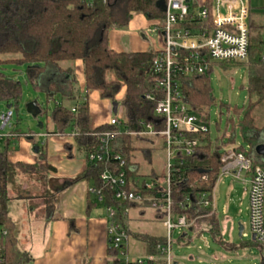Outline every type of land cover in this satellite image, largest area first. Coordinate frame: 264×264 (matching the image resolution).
<instances>
[{"label": "trees", "instance_id": "trees-1", "mask_svg": "<svg viewBox=\"0 0 264 264\" xmlns=\"http://www.w3.org/2000/svg\"><path fill=\"white\" fill-rule=\"evenodd\" d=\"M164 0H0V68L9 63L24 64L27 80L35 85L45 71L53 68L55 73H62L61 65L77 59L83 61L84 85L83 94L78 96L74 111L60 102L47 115L48 134L71 135L74 139L76 151L83 155L86 167L79 178L92 182L94 189H100L102 200H98L104 208H111L113 215L109 221L120 224L127 232L142 241L143 255L155 258L157 264H165L161 260L164 252L161 247L166 243V236H155L141 231H132L129 226V211L136 209L143 215L147 208L153 209V216L157 219L165 213L151 207V200L158 197L164 190L162 182L166 178V161L160 173L143 174L139 166L133 162L132 154L142 151L147 156L155 148L154 138L161 141L165 152L164 137L141 135L142 122L155 123L154 114L157 100L161 93L154 92L150 80V70L157 51H115L109 46V31L114 28L127 27L133 13H141L147 19H164L161 8ZM251 10V8H250ZM188 26L195 29L211 28L210 20H194ZM264 11L256 21L252 11L249 12V46L247 67L248 102L242 109H230L234 114L226 118V129L213 141L210 139L209 129L205 132L189 133L188 139L196 140L198 145L192 153L174 155L169 175L170 211L172 215H183L187 220L202 223L208 219V232L211 236L221 240L220 226L212 205L205 206L207 200L212 203L213 191L218 180L222 148L235 144V129L241 132L243 140L248 142L250 151L257 143L254 132L264 129V121L258 113L264 110V60L261 58L264 47ZM219 64L238 62L219 61ZM210 68L199 76L184 78L182 83V98L190 109L202 122L208 123V108L215 103L209 83ZM69 73L72 70H68ZM74 79V78H73ZM50 86L55 87L56 80ZM57 87V86H56ZM55 87V88H56ZM54 90V89H53ZM58 90V88L56 89ZM47 91L46 98L50 99L56 93ZM98 91L101 99H108L118 103L122 110L120 128L109 126L107 123L96 127L91 126L88 96ZM122 91V96L117 95ZM153 91L155 98L150 100L146 94ZM21 98V85L13 77L6 76L0 71V101L11 104L16 110ZM220 106L223 103L219 104ZM46 112H41V114ZM238 123H234L235 116ZM16 126V127H15ZM18 121L11 123V133L16 137L21 135L17 128ZM44 126V125H43ZM164 128L159 122L156 129ZM124 129L111 141V149L124 162L126 184L125 189L138 193V201H120L114 197V192L103 187L100 173L107 163L92 162L89 154L98 150L99 135L107 130L118 131ZM133 133V134H132ZM32 145L38 146L39 162L32 164L11 162L10 139L0 143V264H29L33 257L18 247L19 229L8 213L7 205L11 199H37L45 197L41 187L44 186L46 176L55 171L44 156L41 143L29 138ZM145 141L148 147L140 146ZM67 155L71 157V145L64 144ZM238 151H245L242 145ZM116 164V163H115ZM118 164V162H117ZM148 177V178H147ZM88 200L87 212L96 205ZM179 234L178 239L189 242L187 230ZM201 230V228H200ZM199 230V231H200ZM185 236L187 237L185 239ZM254 241L250 240V243ZM255 243V242H254ZM227 249L235 250L233 243L224 245ZM117 253L108 244V256ZM108 263H111L109 260ZM118 264V261L112 262Z\"/></svg>", "mask_w": 264, "mask_h": 264}, {"label": "built area", "instance_id": "built-area-1", "mask_svg": "<svg viewBox=\"0 0 264 264\" xmlns=\"http://www.w3.org/2000/svg\"><path fill=\"white\" fill-rule=\"evenodd\" d=\"M249 0H164V19H154V31L160 33L162 45L154 49L155 56L150 70V80L154 92L161 93L157 100L154 114L155 123L142 122L141 135L164 137L166 178L162 182L164 190L158 197L151 200V207L165 213L161 218L162 225L166 228V243L161 247L164 252L161 260L165 264H173L171 254V234L175 229L182 233L194 224L193 220H187L183 215H172L170 211L169 175L174 155L181 152L183 155L192 153L196 140L188 139L187 134L205 132L209 128L205 122L190 109V106L182 98V83L184 78L199 76L205 73L212 62L237 61L247 62L249 46ZM209 19L211 28L203 27L195 29L188 26L194 20ZM261 58L264 60V47ZM153 91L146 94V98H155ZM74 111V107L71 108ZM13 116V109L7 108L0 115L1 127L9 124ZM164 128L156 129V124L161 122ZM109 126L120 128V117L113 115L106 122ZM124 129L118 131H104L99 135L100 146L98 150L89 154L92 162L107 163L100 173V181L103 187L114 192V197L120 201H138L141 199L138 193L125 189L126 178L123 169L124 162L119 155L111 149V141ZM133 134V133H132ZM59 135L60 134H56ZM15 136L11 132L2 134L0 139ZM16 137V136H15ZM236 145L222 148L221 162L223 166L220 173L229 174L239 178L246 173L250 176L244 181V191L248 195V211L250 216V233L253 240L264 251V158L262 162H253L246 151H238ZM118 162V164H117ZM116 163V164H115ZM219 178V176H218ZM102 200L100 189H91ZM205 206L212 205L207 200ZM107 211V228L109 247L117 251L115 256L109 257L111 263L118 264H157L154 257L128 256V238L126 230L118 223L109 221L113 215L111 208ZM244 229V227H243ZM246 234L242 230V235ZM264 264V255L260 259Z\"/></svg>", "mask_w": 264, "mask_h": 264}, {"label": "crops", "instance_id": "crops-1", "mask_svg": "<svg viewBox=\"0 0 264 264\" xmlns=\"http://www.w3.org/2000/svg\"><path fill=\"white\" fill-rule=\"evenodd\" d=\"M249 5L253 12L254 4L251 0ZM259 9L261 12L264 11V7ZM154 25V20L147 19L141 13H133L127 27L117 29L118 35L115 34L116 31H109V46L118 52L159 49L163 41L160 33L154 31ZM137 33L143 38L148 33L156 34L161 45L153 47L142 42L136 37ZM61 68L62 73L58 74L53 68L47 69L35 86L46 87L49 92L58 88L49 100H53L54 96L59 94L60 100L57 99L55 102L68 107L65 103L72 101L73 105L69 107L72 108L76 98L84 92L83 61L77 59L65 62ZM70 69L71 73L68 72ZM53 80H56V88L49 85ZM121 96L122 91L116 97L120 99ZM99 101L105 104L108 111L105 115L102 114L101 107L99 108ZM88 102L92 127L106 123L109 117L114 115L111 101L101 99L98 91L89 94ZM37 105L41 110L38 102ZM8 126L11 127V123ZM5 128L6 126L2 128L0 124L2 134L10 133L11 130L4 133ZM38 136L43 137L41 144L44 145L45 160L55 168V171L46 176L45 184L41 187L45 197L11 199L8 202V213L19 229L18 247L32 255L33 260L29 264H108L107 211L91 191L92 182L79 178L87 165L85 158L76 151L71 135L38 134ZM7 138L10 139L11 162L32 164L41 160L37 154L31 152V143L15 136ZM5 139L1 138L0 143ZM65 143L71 145V157L67 155ZM88 200L97 203L87 212ZM173 264L177 262L173 260Z\"/></svg>", "mask_w": 264, "mask_h": 264}, {"label": "rangeland", "instance_id": "rangeland-1", "mask_svg": "<svg viewBox=\"0 0 264 264\" xmlns=\"http://www.w3.org/2000/svg\"><path fill=\"white\" fill-rule=\"evenodd\" d=\"M251 3L254 4L252 12L253 18L257 21L261 13L259 8L264 7V0H251ZM117 29L119 28L111 30L117 32ZM115 34L118 35V32ZM115 34L112 32L113 36H115ZM136 37L142 42L149 43V45L153 47H159L161 45L156 34L148 33L145 38H143L137 33ZM25 69L26 66L24 64L15 63H9L0 68L3 74L13 77L14 80L21 85V98L18 102V108L16 110L14 109V114L10 123L18 121L17 128L21 132L19 138L31 143L32 140L29 138L33 137L34 140L42 143L43 137H39L38 134L48 135L47 128H49V125L47 115L54 107V102L57 99L60 100V95H55L53 100H47L46 87L38 88L31 84L27 80ZM247 79L246 62H238V64L225 63L224 65L219 64L217 61L212 62V68L209 72V83L215 103L211 104L208 108L209 118L208 123H206L212 141L221 132L230 130V126L226 129V118L232 116L234 113L228 110L226 105H229L230 109H242L243 111L240 117L242 118L248 102ZM30 101H37L41 106L42 112H46V114H39L37 118L32 117L26 110V105ZM92 103L95 104L93 101ZM220 103H223V105L220 106ZM98 104L99 108L101 107L100 109H102V114L105 115L108 112L105 108V104L102 103V101H99ZM7 105L8 104L0 101V115L7 110ZM65 105L69 108L73 105V102L68 101ZM119 108L120 106L114 115L121 117L122 111L119 110ZM258 115L264 121V110L259 111ZM39 122L44 125L42 128L38 127ZM234 123H238L236 116L234 117ZM8 125L3 132L11 130V127ZM253 134L257 142H264V129L254 132ZM234 136V145H242L253 162L263 161V158L258 156L254 150L250 151L248 142L243 140L238 128L235 129ZM153 140L155 149L150 152V155L147 156V154H145L146 150L145 152L136 151L132 154L133 162L139 166L140 172L143 174H150L151 172L160 173L164 166L165 152L161 147V141L158 138H154ZM139 145L145 148L149 146L145 141L140 142ZM31 152L33 153L32 148ZM249 179L250 176L246 173L241 174L239 178L220 173L213 191V210L218 219L221 240L224 243L222 244L218 240H215L208 232V219L204 220L202 223L193 224L192 226L195 227L193 230H187L186 233L190 236L189 242L183 243L179 240V233L174 229L171 234V254L173 260H175L177 264H260V259L263 257L264 251H261L258 244L254 242L250 243L249 202L248 195L244 191V181H248ZM128 215V223L132 231H141L142 233L155 236H166V228L162 225L161 219H157L153 216V209L147 208L142 216L138 214L136 209H130ZM238 224L244 227L243 232L246 236L238 235ZM186 238L185 236V239ZM226 243H233L237 249L233 251L227 249L224 246ZM128 256H144L142 241L135 238L133 235H130L128 238Z\"/></svg>", "mask_w": 264, "mask_h": 264}, {"label": "water", "instance_id": "water-1", "mask_svg": "<svg viewBox=\"0 0 264 264\" xmlns=\"http://www.w3.org/2000/svg\"><path fill=\"white\" fill-rule=\"evenodd\" d=\"M161 5V8L163 10L164 8V1H161L160 3ZM111 106H112V112L113 113H116L117 112V107H118V103L116 101H113L111 102ZM11 107V104H8L7 105V108ZM26 110L27 112L34 118H37V116L39 114H41V110L40 108L38 107L37 105V102L36 101H33V102H29L27 105H26ZM38 127L39 128H42L43 127V124L42 123H38ZM254 152L264 158V142H260V143H257L254 148H253ZM32 151L33 153L37 154L39 149H38V146L37 145H33L32 146ZM242 230H243V226L241 224H238V235L241 236L242 235ZM254 236L251 237V239L253 240Z\"/></svg>", "mask_w": 264, "mask_h": 264}]
</instances>
